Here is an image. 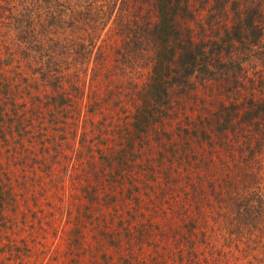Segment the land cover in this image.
Instances as JSON below:
<instances>
[{"label": "rangeland", "instance_id": "rangeland-1", "mask_svg": "<svg viewBox=\"0 0 264 264\" xmlns=\"http://www.w3.org/2000/svg\"><path fill=\"white\" fill-rule=\"evenodd\" d=\"M67 1L60 0V3L66 6ZM250 1L263 0L245 2ZM191 3L197 24H202L215 2L195 0ZM261 8L264 13V4ZM223 18L218 24L212 23V29L204 26V33L199 25L191 24L194 37L218 35L222 23L230 25L231 17L227 14ZM257 23L263 30L262 40L256 45L245 43L238 48L236 57L232 55L240 64V71L234 76L238 77L237 83L231 73L227 75L228 80L198 82L193 92L195 98L190 103L180 104L174 92L173 113L170 112L171 116L165 117L163 123L155 124L158 135L151 131L147 144L140 146L136 141L130 148L108 132L115 124L121 127L115 130L125 133L132 128L131 124L125 125L130 121L129 116L137 115L128 107L129 116L124 113L115 119L117 105L101 101L109 91L105 85L112 83L107 81L111 79L108 72L95 71L94 74L89 65L84 81H89L87 91L91 93L76 89L67 101L58 99L48 105L49 84L34 72L37 58H30L27 51L17 50L7 42L2 46L4 37L0 29V187L3 190L0 199L5 200L0 208V264H202L205 259L211 260V251L214 256L219 254L221 262L218 264H264V223L250 224L238 240L236 227L228 231L225 228L209 231L201 217V214L206 217L208 202L216 204L209 194L208 180L225 177L234 180L231 185L219 183L216 188L221 201L219 208L213 206L219 217L217 225H221L225 215L232 217L236 207L231 199H236L237 204L255 206L264 202V146L259 152L258 145L252 144L258 152L249 157L247 151L242 153L238 149L241 139L235 140L249 132L251 135L260 133L259 138L264 142V110L257 115L252 108L250 117L245 113L251 107L250 101L259 106L264 104V17ZM65 34L77 36L79 32L65 29ZM139 71L132 81L141 84L144 73L141 68ZM115 79L111 87L117 97L115 92L123 89L126 78ZM11 94L14 97L9 99ZM53 104L57 105L58 112L52 108ZM222 107L228 112L222 111ZM16 111L24 116L8 134L4 124L6 114ZM59 121L62 128L58 126ZM98 123L100 130L94 128ZM158 139L164 148L173 145L174 149L181 139H195L201 142L202 157L210 153L214 160L207 163L212 167L210 174L204 169L190 174L192 185L199 184L201 202L190 185L178 181L179 173L185 174L173 159L172 163L165 159L158 161L159 151L166 158L172 157V153L159 147ZM197 150L195 158L199 161ZM133 154L134 161L143 169H137L134 182L141 186L147 183L153 189V193L148 191V195L139 197V205L147 207L143 219L147 222L151 219L153 226L161 231L134 246L121 244L123 241L119 240L124 223L117 225V219L107 220L116 207L119 211H131L133 204L126 200V195L130 192L131 181L127 175L130 176L132 170ZM150 168L154 180L149 177ZM117 173L121 174L117 176ZM167 177L173 181L171 188L175 191L171 196L176 200L165 204L170 193L163 202L158 192ZM112 197L123 199L120 206L113 204ZM183 208L186 209L184 219L175 212ZM151 212L158 215L166 212V216H151ZM121 218L128 217L123 213ZM231 233L234 234L232 239ZM119 250L127 257L140 251L137 258L141 261L129 260L130 256L127 262L117 259ZM101 251L114 257L103 255Z\"/></svg>", "mask_w": 264, "mask_h": 264}, {"label": "trees", "instance_id": "trees-1", "mask_svg": "<svg viewBox=\"0 0 264 264\" xmlns=\"http://www.w3.org/2000/svg\"><path fill=\"white\" fill-rule=\"evenodd\" d=\"M193 1L195 0H68L65 6L60 3V0H0V29L4 37L1 43L3 46L4 42H7L17 50L27 51L30 58H37L35 61L36 71L34 72L44 83L49 84L47 85L49 93L46 97L48 105L58 102V99L67 101L70 96H73L72 91L76 89H80L81 93L85 91L91 93L87 91L89 81L86 83L84 81L87 79L85 72L89 65L93 73L95 71V73L98 71L108 72V78L111 76V79L107 80L109 82L113 83L115 78L117 80L120 77L126 78L123 89L115 92L117 97L114 95V88L111 87L112 83L105 85L109 91L103 95L101 101L117 105L115 119L124 113L128 115L126 112L128 107L134 109V113L137 115H133V117L128 115L130 121L125 123V125H132L130 130L126 129L124 133L122 130H115L121 129L119 125L112 124L111 130L108 132L111 131L113 136L121 139V142H126L129 148L133 147V143L136 141L141 146L142 143L147 144L151 131L158 135L155 131V124L163 123L165 117L169 118L173 113L171 98L174 92L178 96L180 104H183L184 101L190 103V100L195 98L193 92L196 90L198 82L221 81L222 78L228 80L227 75L231 73V77L237 83L238 77L234 76L240 71V64L233 59L232 55L236 57L238 48L243 44L256 45L262 40L263 30L257 25V22H261V17H264L261 8L264 0L259 2L213 0L215 3L209 7V13L203 17L202 24L196 22L191 3ZM227 14L231 17L230 25L222 23L218 35L209 37L203 35L198 39L194 37L191 24L199 25L204 33V26L208 25L209 29H212V27L210 28L212 23L218 24L220 18L223 20ZM108 23L109 26H106ZM65 29L77 31L79 35H66ZM101 66L103 67L101 68ZM140 68L144 73L141 84L132 81L134 74L140 72ZM131 71L134 73L131 74ZM69 88L71 89L68 90ZM12 94L8 97L9 99L14 97ZM249 104L251 107L245 112L246 117H250L252 108H255L253 111L256 110L257 115H260L261 110H264V104L259 106V103L255 105L252 101ZM52 108L58 112L56 104H53ZM223 110L225 113L228 112L224 107H222ZM170 112L172 113L170 114ZM6 116L4 124L10 134L11 129L19 125V120L24 114L16 111L9 112ZM59 124H61L60 121L58 126L61 127ZM100 126L98 123L94 125V128L100 130ZM244 129L249 130L248 127H244ZM162 134L163 137L166 135L165 132ZM259 135L260 133L251 135L247 132L242 134L243 138L235 137L237 141L241 139L239 143L241 146L239 145L238 149L242 153L247 151L248 156L251 157L258 152L256 147L252 146L255 144L254 146L258 145L259 152H262L264 142L259 138ZM158 144L159 147L164 148L160 139H158ZM176 144H178L176 149L173 145L164 148L165 151L172 153V157L166 158L159 151L158 161L165 159L170 162L173 159L172 162L180 167L185 174L179 173L181 177L178 181L190 185L191 190L195 191V195L201 202L203 195L199 190V184L192 185L190 174L196 169H204L209 172V168L212 167L207 163H213L214 160L211 159L210 153H206L205 157L201 156V142L197 143L195 139H181ZM196 148L200 155L199 161L195 158ZM130 162L132 170L127 178L131 181V185L126 200L133 204L131 211L121 209L123 211L121 212L116 207L111 210V216L107 220L112 222L117 219V225L124 223L121 226L119 240L123 241L121 244L130 243L134 246L142 243L147 236L160 234L161 231L158 226H153L151 219L148 222L143 219L146 216L144 211L147 210V207L139 205V197L145 193L148 195V191L153 193V189L147 183L141 186L134 182L137 180V169L140 168V171L143 169L134 161V154L131 155ZM144 164L146 170L148 168L147 161ZM118 166L120 167V165ZM150 172L151 175L148 176L153 179L152 168H150ZM120 174L117 173V176ZM230 180V177H225L223 180L207 181L212 202L215 200L216 204L214 205L218 208L221 201L216 188L219 187V183L224 186L231 185L234 180ZM165 181L164 187H159L160 192H158V198L163 202L168 192L171 196L175 191L171 188L173 181L169 177ZM1 192H3L2 187H0ZM170 198L165 201V204L176 200V197L171 196ZM112 200L114 205L120 206V201L123 199L112 197ZM4 201V199H0V208ZM231 203L236 207L232 212V217L229 218L225 215L221 225H217L215 223L219 221V217L214 212V205L208 202L204 216H208L209 219L204 218L202 214L201 217L209 231L223 228L228 231V229L236 227L239 236L235 238L240 240L243 230L247 227L250 228V224L264 223V202L260 201L255 206L248 203L237 204L236 199H231ZM175 212L177 216L184 219L186 209L183 208L180 211L176 209ZM123 213L128 217L125 220L121 218ZM151 213V216L163 218L166 216V212L160 215L156 212ZM210 213L213 215L212 217L208 215ZM191 228L192 226L189 227V230ZM212 234L216 233L212 232ZM230 235L232 239L234 234ZM114 243L112 242V244ZM101 252L110 258L114 257ZM209 255L211 260L205 259L202 264L221 262L219 254L215 253L214 256L211 251ZM116 256H119L117 259L124 260V262L128 261L129 256L132 257L129 260L141 261L139 257L137 258L140 256V251H134L127 257L119 250ZM124 257H127V260ZM108 260L111 261V259Z\"/></svg>", "mask_w": 264, "mask_h": 264}]
</instances>
